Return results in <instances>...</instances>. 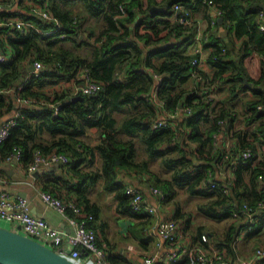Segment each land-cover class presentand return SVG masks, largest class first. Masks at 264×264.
Instances as JSON below:
<instances>
[{
    "label": "trees",
    "instance_id": "16d2710c",
    "mask_svg": "<svg viewBox=\"0 0 264 264\" xmlns=\"http://www.w3.org/2000/svg\"><path fill=\"white\" fill-rule=\"evenodd\" d=\"M36 1L40 11L33 7H24L25 11H18L24 30H19L10 23L1 28L8 29V33L6 40L0 38V47L11 52V55L8 59L0 61V89L13 90L0 93V118L12 108L15 95L29 97L33 101L19 107V122L11 127L8 137L0 143V158L10 154L13 146L17 145L21 148L19 161L27 168L37 148L44 153L54 149L66 153L69 162L60 164V170H68L71 176L65 179L56 176L50 185L56 188L62 183L67 198H70V194L76 195L75 200L84 207L82 215L92 214L93 217L88 220L87 225L95 232L94 222L100 210L85 194V185L93 186L100 177L103 178V188L114 191L122 209L129 212L132 210L124 192V175L130 176L133 171L150 174L155 180L154 183L165 189V198L175 195L174 184H186L190 194L203 195L208 200L215 196L211 202L197 204L198 210L208 217H231L223 234L214 242V246L220 249L221 259L213 264L239 262L235 258V241L240 231L251 234L259 233L264 228V156L257 161V148L260 145L257 135L260 139L264 138V106L257 108V104L264 105V30L260 29V24L264 22L263 16L260 15L264 11V0H212L213 3L216 1L217 7L221 9L220 16L227 29L243 38L238 46L231 47L232 51H237L232 56L225 55L229 52L228 48L222 51L225 44L222 40L210 44L213 50L208 62L214 68L212 79L230 81L231 96L234 90L248 88L244 77L248 81L261 84V87L252 88L259 97L247 103L248 121L261 119L253 129L256 142L253 144L248 140L246 143L240 140L241 147L238 148L241 151L249 147L251 155L247 159L239 155L237 162L232 165L231 175L221 179L213 176L212 180L216 182L214 188L209 186L208 174L214 172L213 165L217 166L218 159L215 156H220V153L211 155L213 132L218 128L219 120H227L228 126H232L233 118L227 119L228 111L223 113L220 108L216 111L218 115L213 119L212 125L202 128V122L207 120L211 100L199 97L195 89H188L186 85L191 77L192 56L185 54V49L193 40L194 28L178 21L171 24L155 19L157 14H172L176 11L174 5L177 3L189 8L195 5L193 1L197 0ZM119 4L123 5V14L119 12ZM153 4L161 7V10L151 13L150 7ZM8 15L12 16L13 12L3 9L0 11V19ZM89 17L103 19V26L95 41L90 40L95 32L94 27H86L87 31L83 33V21ZM165 23L172 26L169 32L174 31L182 38L144 51L137 41L145 38L144 43H147L148 38L159 34V25ZM65 42L70 45L66 46ZM87 45L93 47L91 58L77 52L78 47ZM254 52L263 56L261 72L256 79L247 75L243 65L244 57ZM153 55L161 58L157 66L150 63ZM36 60L42 63L38 76L32 75L28 70ZM147 67H152L161 77L157 94L164 101L165 109L170 110L180 105L191 108V114L184 120L181 119L176 129L154 127L149 118L155 113V106L148 98L154 78ZM119 69L124 72L122 78L116 75ZM86 75L101 83L102 88L97 94L84 95L79 92L77 94L83 97L73 100L72 97L77 94L71 92L72 88L63 89L57 84L62 81L75 85L82 82ZM52 83L57 86L54 90H49L52 87L48 85ZM19 84L22 87L18 88ZM54 103L59 104L57 113L52 106ZM127 106L140 107V112L127 114L117 123L110 111L122 110ZM180 125L183 141L187 139L199 143L196 151L188 146V141H184L188 148L180 143V133L177 132ZM88 130L95 132L99 138L94 146L85 140ZM118 131H124L130 137L120 140L116 136ZM41 132H46L49 140L37 141L36 137ZM140 147L146 151L148 160L165 155V165L174 167L171 178L153 174L148 167V160L138 158ZM95 150L101 157L99 170L83 169L84 164L93 162ZM171 150H177L175 158L166 156ZM197 151H201V155ZM236 151L237 148L233 151V157H236ZM184 160L189 163L183 167L180 163ZM223 187L227 188L226 193L222 192ZM43 188L48 190L47 184ZM48 191L61 197L54 189ZM244 204L247 206L244 211L246 214L238 209ZM235 209L240 212L237 217L232 215ZM248 212H251V215ZM177 214L183 216L185 223L189 222L190 214ZM243 217H246L245 222L241 221ZM250 218H253L254 222L250 223ZM203 234V225H198L192 233L193 241H201ZM107 258L113 264L119 263L113 262L108 255ZM179 263L180 261L173 264ZM258 264H264V255Z\"/></svg>",
    "mask_w": 264,
    "mask_h": 264
},
{
    "label": "crops",
    "instance_id": "0c3cea01",
    "mask_svg": "<svg viewBox=\"0 0 264 264\" xmlns=\"http://www.w3.org/2000/svg\"><path fill=\"white\" fill-rule=\"evenodd\" d=\"M0 2L2 6L0 11L3 9L13 12L12 16L8 15L7 17L4 16L0 19V22H3V28L6 23H10L13 26L16 20H20L18 11H20V9L21 11H25L24 7L31 9L35 8L40 11V7L38 6L39 4L36 0H0ZM214 2L215 3H208L206 0H197L193 1L195 5L187 8L189 18L192 20L190 25L193 26L195 32L192 42L185 49V54H190V49L197 40H199L201 48L198 56L199 64L197 66V73L195 75L196 77H190V80L186 85H189L188 89L193 87V89H195V91L199 94V97L201 96V98L211 100V104L209 105L208 109L207 120L202 122V128H208L212 125L213 119L218 115V112L216 111H219L220 108L223 110V113L228 111L229 115L226 116L227 119L233 118L232 126H228L227 120H219V126L216 131L213 132V150L211 151V155L219 152L220 156H215L218 157L216 161L217 166L213 165L214 172H209L212 176L208 174V177L211 176L213 179L214 176L217 179H221L226 175L232 174V165L237 162V158L243 151L238 150V148L241 147L240 140L244 141L245 143L247 140L251 141L253 144L256 142V136L253 133V129L257 124H259L258 121L261 119L252 122L248 121L247 116L249 114L247 111V103L249 100L257 99L259 97V95L252 88L261 87V84L254 83L250 80L248 81L246 77H244L245 84L248 86V88L238 89L236 91L234 90V94L231 96L232 86L230 85V81H219L218 79H212L214 68L208 62V58L213 50V47L210 44L222 40V42H225L223 46H225L226 49H229V52H227L225 55L232 56L236 54L237 51H232L231 47L238 46L243 39L242 37L236 36L232 30H228L226 25L223 24L222 17L220 16L221 14L216 13V8H218L216 5L217 2ZM152 6L157 7V5L154 4ZM152 6L150 7L151 13L161 10V7H154V9H152ZM263 12H261L260 15L262 14L261 16L264 18ZM176 14L177 10L175 13L173 12L169 15L157 14L155 19L168 21L172 24L177 21L175 16ZM213 19L215 20V24L211 23V20ZM102 20L103 19L97 20L93 17H89L86 21H83V30H86V27L90 26L91 28H95L94 35L92 38H90L91 41H95V37L97 35L96 30L103 26ZM169 23L160 24L159 34H155L151 38H148L149 41L147 43H144L145 38L139 39L137 41L139 46H141L144 51H148L153 46H163L170 43L171 41L176 42L182 38L181 35H177L178 33H175L174 31L169 32L172 28L171 24ZM262 24H264V22ZM7 30L1 29V40H6V35L8 33ZM92 51L93 47L89 45L77 48V52L87 58H91ZM262 58L263 56L261 53L254 52L243 59V65L245 67L246 73L253 79L259 77L261 72ZM160 60V57L153 55L150 63L153 66H157L159 65ZM147 70L152 76L154 75L155 72L153 71L152 67H147ZM117 74L120 75L118 78H122L124 76L123 70L120 69L116 71V75ZM57 84L63 89L71 87V92H73L74 85H72L70 82L61 81ZM15 99L16 95L12 108L9 111H6L4 115L6 113H14L15 110L19 109L20 105L17 104L18 102H16ZM149 118L152 119L153 117ZM179 121L176 124L175 129L179 125ZM181 127L182 126L180 125V128L177 129V132L180 133L178 138L179 141H183ZM89 133L95 135L94 143L88 141V135H90ZM125 135L128 134L126 133ZM257 136L260 144L257 148L259 149L257 161H260L264 156V138L260 139V136ZM98 139L99 138L96 136L95 132L88 130L85 133V140H87L92 146L97 143ZM36 140L45 142L49 140V135L46 132H41L40 135H37ZM184 141L188 140L186 139ZM188 146L195 150L198 148L199 143L188 141ZM236 148L240 153L236 151V157H233L232 154ZM200 152L201 151L198 152L199 155H201ZM96 153H98L97 150L94 151L93 162L89 165L84 164L82 166L83 169L99 170L100 165H96L98 160ZM94 157H96V161H94ZM144 159L148 160V157H145ZM52 165L54 167L51 168L50 166ZM60 168V164L40 165L37 170L29 174L20 161L7 160L5 156L3 159L0 158V191L5 190L10 194L11 197L14 198L20 195L25 196L28 199L29 209L32 214L43 217L52 226L68 229V225L62 216L47 204L43 203L37 194V190L44 189L43 187L47 184L48 190L51 189L52 191L54 189L55 193H59L61 197L63 196V198L68 199L66 190L63 186H61L62 183H60L56 188L50 185V182H52L56 176L61 177V179L71 176V172L68 170L61 171ZM246 174L249 175L248 172ZM75 180L78 179L75 178ZM124 182L126 183L125 186L133 185L143 191L144 197L156 207L153 214L147 215L143 212L137 213L123 210L118 199L115 198V192L103 188L102 177L97 179L93 186L85 185V194L91 203L98 205L100 210L99 215L95 218L94 222L98 243L102 248H104V250H106L108 257L110 256L113 262L137 263L141 260L143 254L145 253L152 254L155 252L160 253L161 255H166L173 248H176L180 251L177 262L180 261L179 264H187L188 248L193 245H198L199 242H202L200 240H196L197 242H195L192 239V233L195 232L198 226V221L200 224L204 225L203 227L205 229V234L208 237V242L202 243L204 247L208 248L209 252H211L210 249H218L220 251L218 247L214 246V242L218 236L223 234V232L221 234H216L213 228L205 227L208 221L219 220L205 216L197 208V204L199 202L208 200L206 196L192 194L193 201L195 202L191 204V206L185 205L186 202L190 201V199H186L185 203L180 204V201L176 199L177 189L175 184V195L165 198V189L160 187L158 184H155L153 177L146 172L137 173L133 171L130 176L124 175ZM152 184L157 185L162 189L164 192L163 200L160 201L155 195L151 193L150 186ZM70 195V198L73 200L76 199V195L74 193ZM174 197L175 200L173 201L172 198ZM82 208L84 207L82 206ZM179 212L190 214V220L188 223L184 222L183 216H178L177 213ZM184 216L186 217L185 214ZM175 217L179 218V220H177ZM198 217H200L199 220ZM162 219H174L178 223L177 233H175V239L173 242H170L168 239H162L157 233V224ZM0 220L5 224H0L1 226L10 228L7 226L9 224L8 221L2 218H0ZM245 220L246 217L241 219L242 222H245ZM256 248L264 249V228L259 233L248 234L247 231H240V234L237 236L235 241L236 261H240L241 264H258V262H260L261 256L256 253ZM81 252L82 257L75 259L76 263L92 264V260L86 256V251L81 249ZM164 263L165 261L157 260L154 264Z\"/></svg>",
    "mask_w": 264,
    "mask_h": 264
},
{
    "label": "built area",
    "instance_id": "2783aa9c",
    "mask_svg": "<svg viewBox=\"0 0 264 264\" xmlns=\"http://www.w3.org/2000/svg\"><path fill=\"white\" fill-rule=\"evenodd\" d=\"M208 3H213L212 0H206ZM0 4V8H1ZM119 12L124 13L125 10L122 4L118 6ZM174 10H178L176 20L182 25H190L192 20L189 18V13L183 4L177 3L174 5ZM175 13V11H174ZM216 13L221 14V9L216 8ZM262 15V14H261ZM212 24H215V20H211ZM15 26L19 30H24V24L21 20H16L14 22ZM3 28V22H0V30ZM260 28L264 29V24H260ZM200 42L197 40L190 49L191 60H190V74L195 78L197 73V66L199 64V51H200ZM226 49L225 46H222V51ZM11 55V52L8 50H3L0 47V61L8 59ZM32 68L28 67L29 72L38 76L42 69V63L38 60L34 61L31 64ZM120 77V75H118ZM154 84L152 89L149 92L148 98L153 102L155 106V113L151 122L154 127L159 128H171L175 129L176 124L179 120H184L187 116L191 114L190 106H177L173 109H165L164 101L161 100L157 94V85L160 81V76L156 73L153 75ZM22 87L19 84L20 88ZM102 88L99 80H94L90 76H84L82 82L76 83L73 86V93L77 94L81 92L84 95L97 94ZM13 88L2 90L1 92L12 91ZM16 102L21 106V104L29 103L33 101L29 97H22L16 95ZM54 112H58L59 104L54 103ZM257 108H263L262 104H257ZM8 114L7 118L0 123V143L3 142L9 134L11 127L15 126L19 122L20 111L15 110V112L6 113ZM4 116V115H3ZM1 116V117H3ZM251 155V149L249 147L245 148L240 157L243 159L249 158ZM21 158V148L17 145L13 146L12 152L6 156L7 160H17ZM69 162V156L61 151L52 150L50 152L44 153L40 149H36L33 152V157L27 168L25 170L30 174L31 172L38 169L40 165L48 164H66ZM210 175V173H209ZM210 181L209 186L214 188L216 182L212 180L211 176L208 177ZM223 193L227 192V188L223 187ZM150 191L155 195L160 201L164 198V192L162 189L152 184L150 186ZM124 192L128 197V203L130 209L133 212H143L147 215H151L155 212L156 207L152 205L143 195V191L133 185H127L124 188ZM39 199L47 204L49 207L54 209L62 218L66 221L68 229L58 228L52 226L41 216L34 215L30 212L28 199L25 196H17L16 198L11 197L10 194L2 190L0 191V218L5 219L9 222V227L11 229H21V232L38 242L49 246L62 256L67 257L70 260L82 257L81 249L86 251V256L92 260V264H113L108 258L104 249L98 246L97 234L92 227L87 225L88 220L92 219V214L82 215V206L78 204L72 198H62L58 195L51 193L48 190L40 189L37 190ZM264 204V201L262 202ZM247 206L244 204L241 208L238 207L240 212H244ZM237 209L232 211V215L237 217L240 214ZM251 215V212H248ZM254 222L253 218H250V223ZM251 227V224L248 225V228ZM157 233L162 239H168L170 242H173L175 239V233H177L178 223L174 219H162L157 224ZM180 231V229H179ZM201 243L198 245H193L187 250V264H213L215 261L221 259L220 251L218 249H210L204 247L202 243L208 242V237L206 234H203L201 237ZM179 250L173 248L166 255H161L160 253L153 252L152 254H143L141 260L137 263L133 262H119L115 264H154L157 260L165 261L164 264H173L179 259ZM256 253L260 256L264 255V249H257ZM84 259V258H83ZM82 260V258H81ZM78 264V263H77ZM232 264H240L239 262H232Z\"/></svg>",
    "mask_w": 264,
    "mask_h": 264
},
{
    "label": "water",
    "instance_id": "95a60500",
    "mask_svg": "<svg viewBox=\"0 0 264 264\" xmlns=\"http://www.w3.org/2000/svg\"><path fill=\"white\" fill-rule=\"evenodd\" d=\"M154 7L156 6H152V9H154ZM29 68H32V66H29ZM82 97V95L77 94L74 95L72 99L76 100ZM7 116L8 114H5L1 117L0 123L5 120ZM50 167L52 168L54 166L52 165ZM0 264L77 263L21 232L0 225Z\"/></svg>",
    "mask_w": 264,
    "mask_h": 264
},
{
    "label": "rangeland",
    "instance_id": "374dc122",
    "mask_svg": "<svg viewBox=\"0 0 264 264\" xmlns=\"http://www.w3.org/2000/svg\"><path fill=\"white\" fill-rule=\"evenodd\" d=\"M99 30L100 29H97V33L99 32ZM85 31H87V30H84L83 33ZM65 45L66 46H69L70 43L69 42H65ZM48 86H51L52 87L49 90H54L56 88L57 84L56 83H52V84H50ZM190 89H193V87H190ZM138 111L140 112V107H137V108L134 107V108H132L130 106H127L125 109H122V110H111L110 111V114H111V116H113L116 119L117 123H120V121L122 120L123 116H125L127 114H131V113H135V112H138ZM89 134L90 135H88V141L91 142V143H94L95 142V137H94L95 135L94 134H91V133H89ZM125 134L126 133H124V132L118 131V133L116 134V136H117L118 139H127L128 137H130V135H125ZM180 143H182L185 148H188L187 144L184 143L183 141L180 140ZM138 144L142 146V144L140 142H138ZM176 152H177V150L168 151L166 153V156H168V157H174L175 158L176 157ZM96 154H97V157H98V160H97V164L96 165L99 166L100 163H101V157H100V155L98 153H96ZM145 157H148V155H147L146 151H144L143 148L140 147L139 148V151H138V158L139 159H144ZM163 159H165V155H163L161 157H157L155 159L148 160L149 169L151 170V172L153 174L157 175L158 177L171 178L172 173L174 172V167H172V168L167 167L165 165V163L163 162ZM94 161H96V157H94ZM187 163H189V161L184 160V162L183 163H180V165H182L184 167V166L187 165ZM175 186H176V189H177V193H176L177 198L176 199L180 201V204L185 203L186 202V199H190V201L186 202L185 205L186 206H191V204H193L195 201H193L192 194L189 193L188 185L184 184V185L180 186L178 184H175ZM214 198H215V196H212V197H210L209 200L203 201V202H211V201H213ZM172 200L174 201L175 200V197L172 198ZM199 218L200 217H198V220H199ZM230 218L231 217L228 216V217L223 218V219H217L219 221H213V220L208 221V223H206V226L205 227H207V228H213L214 229V232L216 234H221L222 232H224L223 230H225L224 228L229 223ZM176 219L179 220V218H176ZM197 223H198V225H202V224H200L199 221ZM0 224H4V222L0 220ZM9 225L10 224H8L7 226H9ZM14 230H18V231L23 232V230H21V229H14ZM258 242H260V241H258ZM257 249H261V248H256V250Z\"/></svg>",
    "mask_w": 264,
    "mask_h": 264
}]
</instances>
